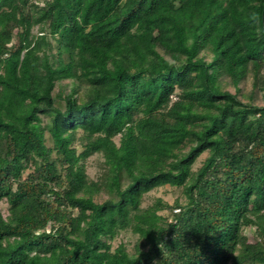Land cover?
I'll list each match as a JSON object with an SVG mask.
<instances>
[{
  "label": "trees",
  "instance_id": "obj_1",
  "mask_svg": "<svg viewBox=\"0 0 264 264\" xmlns=\"http://www.w3.org/2000/svg\"><path fill=\"white\" fill-rule=\"evenodd\" d=\"M0 264H264V0H0Z\"/></svg>",
  "mask_w": 264,
  "mask_h": 264
},
{
  "label": "rangeland",
  "instance_id": "obj_2",
  "mask_svg": "<svg viewBox=\"0 0 264 264\" xmlns=\"http://www.w3.org/2000/svg\"><path fill=\"white\" fill-rule=\"evenodd\" d=\"M66 83V82H65ZM248 89H250V84H248ZM233 90V89H232ZM59 91V88L56 89V92ZM64 93L69 91V88H64ZM51 145V143H49ZM81 150V148H80ZM207 154H204L195 164L194 169H198L202 164ZM88 174L92 179H97L102 174L103 167V158L101 155L92 156L86 163ZM161 199L164 203L169 205L175 204L176 201H180L184 203L186 201L185 195L181 188H176L172 186H162L156 188L153 192L146 196L143 206L147 207L152 205L156 200ZM7 207L3 205L4 214H7ZM163 215H167L168 211L161 212ZM245 234L250 238L254 239V229L251 227H247L245 229ZM121 243L125 244L127 249L130 252L135 251L136 245L139 243V238L137 235L133 234L131 231L122 232L117 239L113 242V247H118Z\"/></svg>",
  "mask_w": 264,
  "mask_h": 264
}]
</instances>
